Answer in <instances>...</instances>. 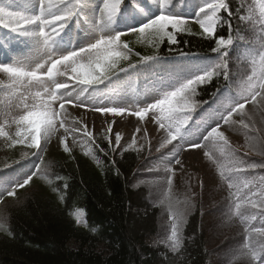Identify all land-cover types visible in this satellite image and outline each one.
Returning a JSON list of instances; mask_svg holds the SVG:
<instances>
[{
  "label": "snow or ice",
  "instance_id": "6c2138e0",
  "mask_svg": "<svg viewBox=\"0 0 264 264\" xmlns=\"http://www.w3.org/2000/svg\"><path fill=\"white\" fill-rule=\"evenodd\" d=\"M182 2L183 8L178 9L174 0H88L89 4L94 5L90 11L93 14L99 12L97 24L87 16L84 7L78 8L72 0H58L56 5H53L52 0H21L22 7L15 10V0H0V31L7 30L13 39L28 49L15 55L4 53L0 58V74L13 87L24 89L19 97L23 110L15 121L18 130L16 136L11 138L12 142L25 143L37 149L33 155L39 157L48 141L63 129L64 135L60 137L59 143L68 152L67 134L74 133L76 129L67 126L66 105L73 104L113 116L123 115L130 109L131 115L140 120L152 113L162 133L157 151L171 144L173 156L178 155L184 146L187 149L202 148L205 146L202 142L223 141L220 150L224 152L228 141L221 126L236 123L247 130L246 135L254 134L257 137L258 154L264 155V128L258 129L250 120L245 122L244 119L246 105H264V60L260 71L248 77L246 94L231 95L229 84L224 86L223 91L218 87L213 93L212 103L193 117L196 108L201 107L195 99L197 87L209 84L214 77L219 78L221 75L225 81L229 80L227 56L229 45H233V25L230 23L233 13L226 0ZM221 10L227 12L229 19L220 21L219 27L226 25L230 35L216 38L215 46L211 48L219 62L179 47L181 41L177 37L186 30L185 16L194 15L195 22L203 30L201 35L211 40L217 32V22L220 20L218 13ZM240 11L238 6L237 13ZM82 13L86 17L84 20H81ZM260 14L264 16V3L260 4ZM239 18L243 20V17ZM89 20H92L90 26ZM117 22H121L122 26L117 27ZM127 35L137 37L136 43L150 47L153 53L143 56L134 53L129 47L130 41L121 39ZM161 45L168 48L167 56L161 55ZM173 55L175 60L167 58ZM131 56H138L139 59L133 63ZM121 61H127V65L120 66ZM149 75L155 77V87L138 90L137 82ZM100 85L118 89L119 102L105 103ZM130 91L135 94V99L131 101ZM225 100L228 103H224ZM234 116H240L241 119L234 120ZM111 130L112 125H109L108 132ZM0 135H6L2 129ZM83 135L89 141L94 140L87 126L83 129ZM41 139L44 147L41 146ZM104 139L108 140L109 147L115 152L116 148L112 147L109 137L105 136ZM121 139V135L116 133V147L121 145ZM174 141L177 144H173ZM135 143L133 139L129 147L135 146ZM226 154L232 158L230 151ZM175 163L179 164L180 160L175 159ZM35 167L30 171L14 169L13 175L0 172L3 173L0 174V196L14 197L16 188L29 185L37 174L33 170ZM257 168H264V163H247L241 158L230 169L232 175L226 176L222 171L220 176L227 182L231 194V189L236 187L233 178ZM166 172L170 174L168 185L171 187L174 171L169 167ZM243 187L247 192L239 199L246 200L253 208L259 204L260 215L264 217V199H261L264 198V176H260L259 183L252 185L248 182ZM240 207L237 203V210ZM186 214V208L171 214L173 251L179 247L180 230ZM254 231L264 237V228H255ZM245 247L250 264H264V243L259 247Z\"/></svg>",
  "mask_w": 264,
  "mask_h": 264
},
{
  "label": "trees",
  "instance_id": "16d2710c",
  "mask_svg": "<svg viewBox=\"0 0 264 264\" xmlns=\"http://www.w3.org/2000/svg\"><path fill=\"white\" fill-rule=\"evenodd\" d=\"M86 1L72 0V3L82 7ZM57 2L52 0L53 5ZM226 3L233 13L230 18L233 45H229L227 56L229 80L225 81L221 75L209 84L198 86L196 100L201 106L213 100L218 87L223 91L229 84L232 90L231 67L237 62L241 68L244 54L256 49L250 44L264 34L261 1L226 0ZM19 7L21 0H15L14 10ZM218 16V29L211 40L201 35L203 30L195 18H185L186 30L177 37L181 41L179 47L219 62L211 48L216 38H227L230 33L226 25L219 27L220 21L229 19L227 12L221 10ZM8 35L7 30L0 31V43H6ZM121 39L130 41L129 47L140 56L153 53L150 47L136 43L137 37L127 35ZM160 52L167 56L168 48L161 45ZM167 58L175 60L174 55ZM138 59V56L130 57L133 63ZM126 65L127 61L120 62V66ZM99 145L103 151L95 154V159L91 153L72 149L45 156L40 153L38 157L33 155L38 150L29 148L28 155L37 163L35 182L32 180L19 188L14 197L7 196L4 200L16 199L33 184L38 189L12 210L9 223L0 227V264H209L207 243L196 222L184 232V242L176 251L156 249L147 243L148 236L156 233L152 219L155 212L131 187L139 159L131 152L116 159L107 152L108 146ZM22 152L23 146L11 142L7 164H18ZM46 164L50 170L44 172ZM1 166L0 170L9 168L6 164Z\"/></svg>",
  "mask_w": 264,
  "mask_h": 264
},
{
  "label": "rangeland",
  "instance_id": "374dc122",
  "mask_svg": "<svg viewBox=\"0 0 264 264\" xmlns=\"http://www.w3.org/2000/svg\"><path fill=\"white\" fill-rule=\"evenodd\" d=\"M89 5L88 3L85 12L88 17L93 14ZM177 6L178 9H182L183 3H178ZM185 17L195 18L194 15ZM98 18L97 12L93 14L92 20L96 22ZM92 20L88 21L89 26ZM26 51L28 49L25 48L24 44L17 41L15 45L3 50L0 53V58L3 57L4 53L15 55ZM242 60L243 69L237 65V62L231 67L234 75L231 90L233 96L241 93L246 94L248 77L253 72L258 73L260 71L264 53L257 58L250 57L249 64ZM245 70L248 71L244 73ZM150 79L153 81L149 82ZM0 81H3V84H0V129L6 134L0 135V167L3 164L8 165L9 168L6 173L13 175L15 168L7 163L9 162L10 141L16 136L18 130L15 121L23 110L19 97L24 89L10 85L7 78L2 74H0ZM142 82L146 83L142 90H151L155 87V77L151 75L137 82L136 88L138 90H141ZM102 89L105 103L119 102L118 89ZM129 98L130 101L135 99V94L131 91ZM224 103H228V101L225 100ZM66 109L68 113L66 117L67 126L76 129L74 133L67 134L66 143L69 150L91 151L92 157L95 158V154L100 152L99 144H104L108 146L107 152L116 159L124 153L130 152L138 157L139 161L131 178V187L140 193L139 196L144 198L146 206L155 212L152 219L156 233L148 236L147 243L149 245L156 249L173 251L170 217L173 211L186 208L187 214L180 230V243L177 250L184 242V232L196 222L199 232L204 235L207 243V250L210 255L209 264H250L245 246L259 247L261 243H264V237L254 231L255 228H264V217L260 215L259 204L253 208L246 200L239 199V196L247 192V189L243 187L245 183L251 182L252 185L259 183L260 176H264V168H257L248 174L234 177L233 183L236 187L231 189V194L227 182L220 176V173L223 171L226 176L232 175L230 169L241 158L247 163H264V155L258 154L259 141L254 134L246 135L247 130L238 123L222 124L221 131L228 141V146L224 152L220 150L223 141L202 142L205 143L202 148L187 149L184 146L181 147L178 155L173 156L171 155L173 150L171 144L157 151L162 133L155 123L152 113L146 114L144 120H140L139 117L131 115L130 109L120 116L96 112L85 106L75 107L73 104L66 105ZM245 112V122L250 120L256 128H264V105L248 104ZM233 119L239 121L241 117L234 116ZM109 125H112L111 132H108ZM85 126L92 132L93 141H89L83 135ZM116 133L122 137L119 147L115 145ZM62 135H64V130L60 129L48 141L45 151L42 152L43 156L63 151V146L59 143ZM105 136H108L112 141V147L116 148L115 152L109 147L108 140L104 139ZM133 139L136 142L135 146L129 147L132 145ZM18 144L23 146V152L19 155L24 159L28 155L30 147L25 143ZM173 144H177V142L174 141ZM41 146L44 147L43 139H41ZM229 151L232 158L226 154ZM206 152L208 155H205ZM177 158L180 160L179 164L175 163ZM26 162V165L15 170L30 171L34 165L37 168V163L29 164L30 160ZM169 167L174 171L171 187L168 185L170 174L166 172ZM49 170L48 164L43 166L44 172ZM32 180L34 183L35 177ZM237 188H239V192ZM37 189L38 186L33 184L25 194L12 200H4L7 195L0 196V224L7 225L12 210L22 205L32 196L31 194H36ZM255 190L259 191L258 189ZM186 201L187 204H185ZM237 203L241 205L239 210L236 208ZM137 213L138 211H136ZM253 216L256 218L252 219Z\"/></svg>",
  "mask_w": 264,
  "mask_h": 264
}]
</instances>
